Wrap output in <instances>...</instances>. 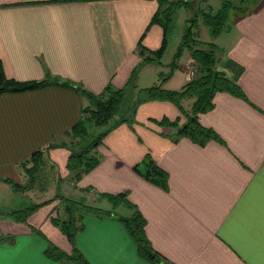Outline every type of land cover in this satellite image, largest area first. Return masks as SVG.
Returning a JSON list of instances; mask_svg holds the SVG:
<instances>
[{
	"label": "crops",
	"instance_id": "obj_1",
	"mask_svg": "<svg viewBox=\"0 0 264 264\" xmlns=\"http://www.w3.org/2000/svg\"><path fill=\"white\" fill-rule=\"evenodd\" d=\"M159 1L0 0V71L19 81L70 83L0 94V178L31 189L33 172L24 169L40 151L43 164L58 173L55 193L46 196L33 187L38 195L28 206L60 195L71 199L72 193L90 204L103 202L108 214L82 215L75 235L87 264H264V0L253 2L252 12L239 15L214 45L220 54L213 55L210 75L216 72L238 88L220 83L206 96L185 91L190 111L186 100L180 103L169 92L202 74L191 50L193 56L177 62L178 89L164 83L165 94L152 99L148 87L130 81L143 67L137 48L147 57L163 40L161 27L152 23ZM212 6L203 0L189 11L201 15ZM198 22L201 17L194 26ZM108 85L139 97L117 112L122 120L127 113L135 120L130 128L111 130L106 148L93 154L95 167L80 169L84 161L70 167L78 150L64 137L87 117L81 90L100 94ZM150 163L155 174L162 172V184L145 178ZM138 164L143 171L134 169ZM63 179L68 184L61 194ZM114 199L139 207L140 246L123 221L131 215L126 208V216H118L104 205ZM10 207H0V264H77L44 253L50 243L71 254L51 222L59 215L58 201L36 207L28 226L3 216L16 210Z\"/></svg>",
	"mask_w": 264,
	"mask_h": 264
},
{
	"label": "rangeland",
	"instance_id": "obj_2",
	"mask_svg": "<svg viewBox=\"0 0 264 264\" xmlns=\"http://www.w3.org/2000/svg\"><path fill=\"white\" fill-rule=\"evenodd\" d=\"M178 2L179 4L176 5H172L173 2ZM228 3V7H227V11L224 8H219L221 7L222 4V0H212V10H213V14H209L211 16H214L215 14H217L220 11V15L225 16L223 17V21H222V28L220 27V31L219 33H217V35H214V33L208 32V29L205 25H203L202 23L198 22L196 26H194L195 20L197 18V15H194L187 21V19L189 18L188 14L186 13V9H180V8H184L185 5H189L191 0H169V2H167L166 4H162L160 9H159V13L164 11V10H176L177 8H179L178 16L176 17V14L172 15V23L174 24L175 27L170 35L169 38H167V40L165 41L164 45H162V43L160 42L158 47L156 49L152 48L150 50H147L149 53L148 55H152V58L147 57H142V70L141 71H137L136 73V77L135 80L132 79L131 81H139V83H136V85L138 86H143V87H150L153 86L154 83L157 81H159L160 78H162L164 75L163 74H167L168 78L165 80V84L167 87L171 88H179V82H178V77L177 74L174 72L175 70H177V62H182L184 61V59L187 56H193V54H190L189 51L191 50L189 46L183 45L182 46V42L184 40V37L186 35V39L188 38H196L199 39L201 42H203L204 45H206L204 48L205 50H210L212 51L211 54H215V55H219L220 52H216L215 51V47L214 45H216L218 42V40L222 37L223 32L228 31V28L234 23L235 19L239 16V15H246V14H250L252 12V9L255 8V5H253V2L257 1V0H225ZM201 8V7H200ZM185 11V13H181ZM198 11V10H197ZM201 11V10H200ZM181 13V14H180ZM171 16V15H170ZM208 16V15H207ZM201 19L203 20V17L200 16ZM161 19V16L158 14L157 18L155 19L154 22H159ZM192 20V24L189 23V21ZM198 21V19H197ZM214 26L217 27V25L214 24ZM188 27H192L193 29H190V36L188 34ZM218 29V28H217ZM149 41L150 43H152L154 41V39L152 37H149ZM188 42L191 43V45H193L194 42H192L191 40H188ZM163 46V47H162ZM137 52L139 54V56L141 57V52H142V47H138L137 48ZM205 53L202 54H206L207 51H203ZM153 59L158 60L157 63H153V62H149L152 61ZM174 61V62H173ZM146 66V67H145ZM161 72V73H160ZM195 76V75H194ZM130 90V89H128ZM177 95L179 96L180 99V103L184 100L185 101V105H187V110L190 111L191 110V103L192 100L186 98L185 96V84L182 85L180 87L179 90L176 91ZM83 97V106L85 109H90V107L92 106V101H91V97L85 96L84 94L82 95ZM109 98V97H108ZM137 99H139V97L137 95H125L124 99H123V105L124 107H128L129 105H135ZM183 106V105H181ZM131 113H127V114H122V116H124L126 119V121L122 120L119 113H116L115 116L113 117V119L111 120L110 124L108 127H94L92 124L90 123H85L86 125L84 126L85 130L84 133L78 136H75L74 133V137L72 138V133L71 130H69L67 133H69L68 135H65L64 139H68V138H72L73 142L72 145H70V147L74 150H78L82 153L83 156H85V159L90 158L92 160H89L86 162V164H84L83 166H81L80 169H90L91 167H95L97 165V161H95V159L93 158V154L98 152L99 148L102 146L104 147V140L107 138V136L111 133V130L114 129L116 127V125L119 127L121 125H124L130 128V124H132L131 121H134L135 118H131L128 115H130ZM85 120V119H84ZM83 120V121H84ZM123 121L126 123H121L119 121ZM84 122H88V121H84ZM235 124V123H234ZM227 126L229 129L232 130H236L234 128H231L229 125H225ZM185 131V130H184ZM66 133V132H65ZM69 141V140H68ZM69 144V143H68ZM100 146V147H99ZM68 147V146H67ZM106 148V147H104ZM78 154V153H77ZM245 154V153H244ZM243 154V155H244ZM75 155V154H74ZM244 158V157H243ZM40 165L41 167H43L41 169V172H34L33 174V181L30 180V182H32L31 185L29 186H33L35 188V190L38 192H45L46 196H53L55 193V186H56V182H57V171L56 169H50L48 164H43V157H41L40 159ZM79 159L78 158H69L68 159V164L70 167H75L77 164L76 162H78ZM244 162L246 164L247 167L252 166V162L253 160L251 159V157H248V160H246L244 158ZM88 166V167H86ZM139 166L140 170H142V165L138 164L137 166H134V169L136 170L137 167ZM26 172L31 171V164L27 166V168L25 169ZM144 172L146 173V179L148 180H154L159 184H162V180H161V175H159L158 173L155 174L156 169L152 166V165H148L147 167L144 168ZM84 176V172L82 176L79 177H83ZM27 177V175H26ZM62 179V178H61ZM27 183V182H26ZM16 183H13V181L7 179V178H0V207H6V206H11L10 209H13L16 204L19 205H26L28 206V202L31 199V196H36L38 195L35 192H30L31 189H33V187L30 188H26V191H22L20 188H18L17 190H13V186ZM68 184V180L63 179L62 184H59V192L61 194H64L63 190L65 188V186ZM72 187V186H70ZM90 192V190L86 191V194H88ZM115 198L120 196V194H114ZM43 199V198H41ZM71 199L73 200H78L79 198L74 196V194L72 193ZM87 201V200H86ZM85 201V202H86ZM33 202L32 200H30V203ZM87 204H90V202H86ZM103 202L100 203H91L90 205L94 206L96 208V212L99 214H104L105 211H103ZM104 205L108 206L109 209L113 212H115L116 215L118 216H126L123 213V209L126 208V212L130 213L131 215L128 216L130 220H126V224L132 229L134 230L136 228V225H143V222H139V217L135 216L138 214V209L139 207H135L131 204H128V202H124L122 205H119V202L114 199L111 201V205L108 204V202H104ZM20 207L23 206H16L15 209H18ZM124 207V208H123ZM2 208H0V213ZM63 211H62V210ZM59 215L57 216V218H59L60 216H65V210H64V206H61L59 208ZM78 214V213H77ZM1 215V214H0ZM7 214H4L3 216L6 217ZM85 215V214H83ZM0 218H2V216H0ZM81 219L79 218L76 221V227L78 228V224L80 223Z\"/></svg>",
	"mask_w": 264,
	"mask_h": 264
},
{
	"label": "trees",
	"instance_id": "obj_3",
	"mask_svg": "<svg viewBox=\"0 0 264 264\" xmlns=\"http://www.w3.org/2000/svg\"><path fill=\"white\" fill-rule=\"evenodd\" d=\"M202 1L203 0H191L189 5H185L184 8H180V9H186L187 10L186 13H185V11L181 12V13L188 14L189 18L187 19V21L193 16V12L189 11V9L195 8L196 5H200L202 3ZM167 2H169V0H160L158 2L159 9H160L162 4H166ZM227 2L224 0L221 7H219V8H224L227 11L228 10L227 9V7H228ZM176 4H179V3L174 1L172 5H176ZM196 8H198V6ZM159 9L157 11V14L154 16L152 23H154L155 19L157 18V15L159 14L161 16V19L159 22H155V24L160 26L162 31H163V40L161 43H162V45H164L165 41L168 38L167 35H169V32H171L172 26L174 25V24H171L172 23V19H171L172 15L176 14V17H177L178 16L177 12L179 11V8H177L176 10H171V11L164 10L160 13H159ZM213 13L214 12L211 9V11L209 10V12H205V14H201V15L199 14L197 17H200V16L203 17L202 23H203V25H205L207 27L209 34H210V32H212V33H214V35H217V33H219V31H220V27L222 28L223 17H225V16L221 17L220 11L217 14H215L214 16L209 15V14H213ZM214 24L217 25V27L214 26ZM190 29H193V28L188 27V34L189 35H190ZM190 36H192V35H190ZM188 40H191L192 42H194L193 45H191V43L188 42ZM181 44H182V46L183 45L189 46L191 51L195 53V56H197L199 59V63H200L201 70H202V74L199 75V78L197 80H192V81L185 83V91L187 93H195V94L200 95V96H203V95L206 96L210 89H212L215 85H219L220 83H223L227 87L232 88V89L238 88L236 85H229V83L227 81L223 80V76H221L220 74H218L216 72H214L212 75H210V72H211L210 70L212 69L213 64H214V60H213L214 54H211L212 51H210V50L202 49L206 46L203 44V42H201L199 39H196V38L186 39V35H185L184 40ZM203 51H207V53L202 54V53H205ZM141 57H144L143 51L141 52ZM148 57L152 58L153 56L150 55ZM152 61L157 62L158 60L153 59ZM152 61H149V62H152ZM136 73L137 72L135 71L132 79H135ZM167 78H168V75L163 76L162 78L159 79L158 82H155L153 86H150L146 89L149 98L154 99L156 96H162L163 94H165L166 91L161 87L163 86V84L165 83V80ZM132 79H130V81ZM55 84L69 85L70 83L69 82H61L55 78H52L50 80L44 79L42 81H19V80L7 78L3 74V72L0 71V94L25 92L28 90H36V89H39V88H42V87H45L48 85H55ZM123 90L124 89H112L109 85L106 88H104L100 94H92V93L87 92L85 90H81L82 94H84L85 96L91 97V101H92V106L90 107V109H83L82 110V113L87 114V117L84 121H88L94 127H108L111 120L113 119L115 114L118 112V109L123 102V99L125 97ZM166 96H167V94H166ZM169 96L175 100L179 99V96L175 92H169ZM195 106L197 108L200 107L199 105H195ZM123 120L126 121V119H123ZM84 121L78 122L75 126H73L71 128L72 138L74 137V133H75V136H78V135H81L84 133V130H85ZM184 132H187V131H184ZM52 146H54V144H52L51 147ZM82 156L83 155L80 151H78V154L70 156L71 158L75 157V158L79 159V161L76 162L77 165L74 168H77L78 166H80L83 161L86 164L87 161L92 160L90 158H87L84 160L83 157L85 158V156H83V157ZM41 157H42V155H41L40 151H35L31 155V159H30L31 171L33 173L37 172L39 170V168L41 166L39 159ZM149 165H152L156 169V171L158 170V168L154 164L150 163ZM86 167H88V166H86ZM159 173L162 174V172H159ZM32 176H33V174H32ZM32 176L30 177L31 181H33ZM23 187H27V185L25 184L23 186L21 184H15L13 186V190H17L18 188H20L22 190ZM52 200L58 201V203L61 206H64L65 216L62 215L59 218H57V217L51 218V222H52V224L54 223L55 225L59 226L61 233L64 235V237L67 239L68 243L71 246V254H66L63 251H60L59 249L55 248L50 243H48L47 248L44 250L45 256H47L48 258H50L52 260H64V261L73 262V263H77V264H87V262L85 261L83 256L80 254L79 250H77V248L75 247V235L77 233L76 221L83 214H99V213L96 212V208L94 206L87 204L83 198L78 199V200H73V199H70L67 197H63L61 195L55 196L51 200L44 201L40 204H34L31 206L25 207L23 209L12 210V211L7 213V216L13 221L20 222V223L28 226L27 219L34 212L36 207L38 208V207L42 206L44 203H51ZM105 214H108V213L105 212L103 215H105ZM136 217H139V216L136 215L135 218ZM126 220H130L129 217L126 219H123V221H124L127 229L130 231V233L133 235V237H135L138 245L140 246L139 234H140V229H141L142 225H140V224L136 225V228L134 230H132L126 224ZM139 222H143V220L140 217H139ZM30 229L34 230L33 228H30ZM34 231L36 234H39L36 230H34ZM141 248H142V250L147 249L143 244H142ZM152 254H153L152 259H156V255L154 253H152Z\"/></svg>",
	"mask_w": 264,
	"mask_h": 264
},
{
	"label": "built area",
	"instance_id": "obj_4",
	"mask_svg": "<svg viewBox=\"0 0 264 264\" xmlns=\"http://www.w3.org/2000/svg\"><path fill=\"white\" fill-rule=\"evenodd\" d=\"M194 75V71L191 72V77Z\"/></svg>",
	"mask_w": 264,
	"mask_h": 264
}]
</instances>
